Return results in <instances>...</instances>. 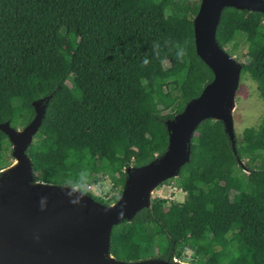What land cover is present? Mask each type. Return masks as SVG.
<instances>
[{
  "label": "trees",
  "instance_id": "16d2710c",
  "mask_svg": "<svg viewBox=\"0 0 264 264\" xmlns=\"http://www.w3.org/2000/svg\"><path fill=\"white\" fill-rule=\"evenodd\" d=\"M200 1L0 0V123L25 126L35 114L33 101L51 96L28 150L36 181L85 191L86 182L110 178L117 201L126 168L166 150L165 121L213 79L196 51ZM242 34V72L259 83L264 99V13L225 8L219 44L233 55ZM177 42L187 45L182 63ZM235 140L236 152L221 121H202L177 178L185 200L154 198L115 225L111 253L139 260L145 245L166 234L158 256L164 259L181 258L189 248L196 264H264V162L254 164L264 158V116L243 141ZM7 143L0 130L4 166Z\"/></svg>",
  "mask_w": 264,
  "mask_h": 264
},
{
  "label": "water",
  "instance_id": "95a60500",
  "mask_svg": "<svg viewBox=\"0 0 264 264\" xmlns=\"http://www.w3.org/2000/svg\"><path fill=\"white\" fill-rule=\"evenodd\" d=\"M264 13V0H201L194 16L196 51L213 79L184 109L167 119L166 150L142 166L126 168L122 193L103 203L77 186L36 181L28 150L38 133L51 96L33 101L35 114L22 128L0 123L14 161L0 170V264H195L178 258L125 261L111 253L115 225L152 206L154 190L178 178L190 161L194 133L202 121L219 120L235 150L233 112L242 64L217 40L225 8ZM247 171V169H246Z\"/></svg>",
  "mask_w": 264,
  "mask_h": 264
},
{
  "label": "rangeland",
  "instance_id": "374dc122",
  "mask_svg": "<svg viewBox=\"0 0 264 264\" xmlns=\"http://www.w3.org/2000/svg\"><path fill=\"white\" fill-rule=\"evenodd\" d=\"M236 41L238 42V51L233 54V56L238 60V55L241 51L245 50L246 45V35H238L236 37ZM236 102L237 107L235 111L233 112V119H234V128L237 135V139L241 142L243 141V134L244 132L251 127H257L263 116H264V99L260 95L259 91V83L252 79L249 73L242 72L240 76V84L236 95ZM23 127V126H22ZM21 126L18 128H22ZM38 138V136L35 137V140ZM7 151H6V160L9 164H11L14 161V157L12 156V145L11 143H7L6 145ZM248 158L244 159V162H247ZM264 158L259 157L255 162V166H259L263 164ZM8 165H3L0 163V170ZM113 182L110 178H105V180L102 181L103 187L106 189L109 188L110 183ZM89 183V182H86ZM166 185L172 186L175 184H178L177 178H172L170 180H167ZM85 185V184H84ZM84 187V186H83ZM168 194V192H167ZM185 192L176 190V199L178 201L182 202L185 200ZM168 240L166 234H161L157 241L154 244H147L143 247L141 251V259H145L148 257H158L160 254H163L165 249L167 248ZM235 247V243H233L232 249ZM235 255H238V252L235 253ZM196 257L193 256V251L189 248H185L184 252L182 254L181 259L183 261H192ZM196 260V259H195ZM194 260V261H195ZM194 263V262H193ZM196 264V263H195Z\"/></svg>",
  "mask_w": 264,
  "mask_h": 264
},
{
  "label": "built area",
  "instance_id": "2783aa9c",
  "mask_svg": "<svg viewBox=\"0 0 264 264\" xmlns=\"http://www.w3.org/2000/svg\"><path fill=\"white\" fill-rule=\"evenodd\" d=\"M165 182L158 185V187L154 190L153 199L161 198V199H165L168 201H178V199H176V190H180L183 192L185 191L178 184L173 185L174 187L172 186L170 187L166 185ZM102 184L103 183L101 181L100 182H89V183H85L83 188L86 192L91 194L93 197L101 198L107 203L111 204V203L116 202L115 199L118 196L117 194H118L119 188L115 185L114 182L110 183V186L108 189L107 187L105 189ZM186 194L187 193L185 192V195Z\"/></svg>",
  "mask_w": 264,
  "mask_h": 264
},
{
  "label": "clouds",
  "instance_id": "9594fccd",
  "mask_svg": "<svg viewBox=\"0 0 264 264\" xmlns=\"http://www.w3.org/2000/svg\"><path fill=\"white\" fill-rule=\"evenodd\" d=\"M154 48H155V55L157 57H159L160 56L159 44L154 45ZM174 49H175V56H176L177 60L182 63L184 61V58L187 55V45H186V43L185 44H181V43L177 42V43L174 44ZM145 63H147V60L145 61Z\"/></svg>",
  "mask_w": 264,
  "mask_h": 264
}]
</instances>
